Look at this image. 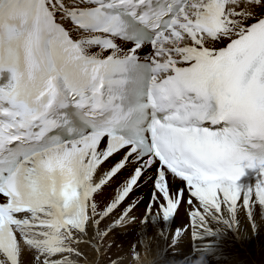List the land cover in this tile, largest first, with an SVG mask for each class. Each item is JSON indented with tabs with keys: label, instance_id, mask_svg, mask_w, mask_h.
Masks as SVG:
<instances>
[{
	"label": "snow or ice",
	"instance_id": "6c2138e0",
	"mask_svg": "<svg viewBox=\"0 0 264 264\" xmlns=\"http://www.w3.org/2000/svg\"><path fill=\"white\" fill-rule=\"evenodd\" d=\"M144 187L181 264L259 231L264 0H0V264H81Z\"/></svg>",
	"mask_w": 264,
	"mask_h": 264
},
{
	"label": "bare ground",
	"instance_id": "6f19581e",
	"mask_svg": "<svg viewBox=\"0 0 264 264\" xmlns=\"http://www.w3.org/2000/svg\"><path fill=\"white\" fill-rule=\"evenodd\" d=\"M108 191L111 192L112 189ZM140 197H143V202L139 203L131 214L136 217L135 223H128L126 227H118L111 231L105 239L98 242L99 251L95 250L90 243H82L80 248L86 253L87 259L83 260L81 264H181V258L191 253L193 240L190 235H184L175 249L160 238L158 228L163 229L165 227L163 223L158 226L148 223L145 243L150 245V249L146 250L141 245V234L145 232L143 231L145 226L140 217L145 215L149 188L135 189L127 201H136ZM255 218L259 228L258 232L253 230L245 215V210L240 207L237 230L224 229L216 254L208 256L206 259L202 257L196 261V264H264V219L261 218L258 207L255 209ZM112 219H115V216ZM108 223L110 221H105L101 228L106 227ZM187 224L188 216L182 207L172 222L171 228L175 229ZM170 240L171 237H169ZM134 249L139 254L138 259L134 258ZM26 259L30 260L31 258L26 257Z\"/></svg>",
	"mask_w": 264,
	"mask_h": 264
},
{
	"label": "rangeland",
	"instance_id": "374dc122",
	"mask_svg": "<svg viewBox=\"0 0 264 264\" xmlns=\"http://www.w3.org/2000/svg\"><path fill=\"white\" fill-rule=\"evenodd\" d=\"M143 231H145V230H143ZM107 259H108V257H107Z\"/></svg>",
	"mask_w": 264,
	"mask_h": 264
}]
</instances>
